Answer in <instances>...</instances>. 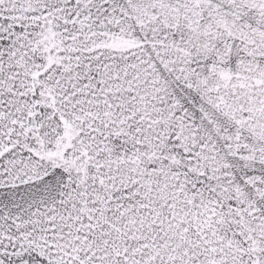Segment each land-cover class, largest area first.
I'll list each match as a JSON object with an SVG mask.
<instances>
[{
    "label": "snow or ice",
    "instance_id": "snow-or-ice-1",
    "mask_svg": "<svg viewBox=\"0 0 264 264\" xmlns=\"http://www.w3.org/2000/svg\"><path fill=\"white\" fill-rule=\"evenodd\" d=\"M0 264H264V0H0Z\"/></svg>",
    "mask_w": 264,
    "mask_h": 264
}]
</instances>
